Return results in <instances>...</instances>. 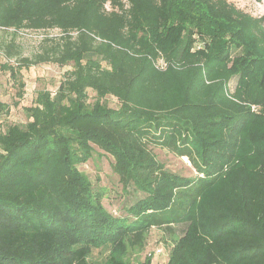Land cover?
I'll return each mask as SVG.
<instances>
[{
	"label": "trees",
	"instance_id": "obj_1",
	"mask_svg": "<svg viewBox=\"0 0 264 264\" xmlns=\"http://www.w3.org/2000/svg\"><path fill=\"white\" fill-rule=\"evenodd\" d=\"M197 2L234 29L228 41L193 51L183 37L200 20L172 0H0L11 35L0 52L15 62L1 69L72 67L53 95L37 92L24 125L0 131V264H91L101 244L104 264H151L125 256L152 228L172 238L165 264H264V16ZM53 29L21 55L19 31ZM92 147L134 196L118 216L77 168ZM154 148L195 176L167 170Z\"/></svg>",
	"mask_w": 264,
	"mask_h": 264
},
{
	"label": "rangeland",
	"instance_id": "obj_2",
	"mask_svg": "<svg viewBox=\"0 0 264 264\" xmlns=\"http://www.w3.org/2000/svg\"><path fill=\"white\" fill-rule=\"evenodd\" d=\"M235 4L238 8L252 16H264V0H227ZM173 8H184L186 12H191L198 20L199 26L187 34L185 30L183 41L192 46L193 51L206 49L215 37L228 41L234 29L222 22L210 23L204 15L203 8L197 0H172ZM183 5V6H182ZM172 9V10H174ZM174 22V21H173ZM60 31L57 29L49 31H27L21 30L17 33L16 43L19 44L21 55L30 57L38 51L40 42L45 37H59ZM11 38L10 32L0 30V43ZM8 63L15 67L13 60L7 61L0 52V65ZM103 64V63H102ZM12 66V67H13ZM71 65L60 67L56 64H42L32 66L28 69H21L19 72L0 68V131H5L6 125H24L27 118L24 112L25 107L33 104L38 91H49L52 93L64 77ZM23 83V87H21ZM236 84V79H232L229 89L232 91ZM95 93L88 90L87 102L93 103ZM109 107H117V101L112 97L102 99ZM157 160L164 164L165 168L172 173L182 177H193L195 171L192 169L187 158H179L173 153L160 148H154ZM113 159L100 151L97 147H92L90 158L83 164L77 166L79 172L92 183L94 190L103 193L102 204L105 209L118 216L122 207L128 205L134 196L128 191H123L118 183L117 176L113 172ZM176 237L181 236L182 225H174ZM172 244V238L161 229L152 228L146 238L145 243L138 250H129L127 257L131 263L143 261L146 256L151 257V264H165ZM109 245L101 244L92 248L88 260L91 264H104L109 254ZM157 250L161 252L156 253Z\"/></svg>",
	"mask_w": 264,
	"mask_h": 264
},
{
	"label": "built area",
	"instance_id": "obj_3",
	"mask_svg": "<svg viewBox=\"0 0 264 264\" xmlns=\"http://www.w3.org/2000/svg\"><path fill=\"white\" fill-rule=\"evenodd\" d=\"M160 64H162L161 61H160ZM254 108H255V107H252V109H254ZM158 252H161V251H160V250H157L156 253H158Z\"/></svg>",
	"mask_w": 264,
	"mask_h": 264
}]
</instances>
